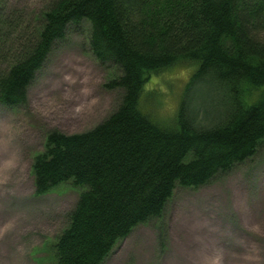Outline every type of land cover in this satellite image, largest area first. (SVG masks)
<instances>
[{
	"label": "trees",
	"instance_id": "obj_1",
	"mask_svg": "<svg viewBox=\"0 0 264 264\" xmlns=\"http://www.w3.org/2000/svg\"><path fill=\"white\" fill-rule=\"evenodd\" d=\"M0 105L28 90L68 28L87 21L90 48L114 67L118 108L78 134L52 131L32 165L36 196L80 188L55 243L57 264H105L139 225L161 219L178 187L200 189L251 160L264 142V0H53L33 35L5 46ZM4 9V8H3ZM12 51V52H11ZM194 63L172 128L140 107L147 81Z\"/></svg>",
	"mask_w": 264,
	"mask_h": 264
},
{
	"label": "rangeland",
	"instance_id": "obj_2",
	"mask_svg": "<svg viewBox=\"0 0 264 264\" xmlns=\"http://www.w3.org/2000/svg\"><path fill=\"white\" fill-rule=\"evenodd\" d=\"M5 46L33 35L53 0H4ZM4 8V9H3ZM87 21L68 28L28 90L26 105H0V264H57L55 243L80 188L62 184L36 196L32 165L52 131L87 132L119 106L115 75L90 48ZM12 52V51H11ZM7 64L0 62V69ZM194 63L153 74L141 110L172 128ZM105 264H264V142L258 153L200 189L178 187L161 219L139 225Z\"/></svg>",
	"mask_w": 264,
	"mask_h": 264
}]
</instances>
